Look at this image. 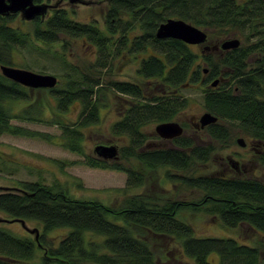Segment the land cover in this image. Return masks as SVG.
I'll use <instances>...</instances> for the list:
<instances>
[{"label": "trees", "instance_id": "trees-1", "mask_svg": "<svg viewBox=\"0 0 264 264\" xmlns=\"http://www.w3.org/2000/svg\"><path fill=\"white\" fill-rule=\"evenodd\" d=\"M169 18L184 19L207 30L208 44H213L215 37L230 36L239 37L245 45L200 55L193 45L179 39L157 38L159 25ZM11 19L0 16V65L14 66L15 48L23 46L27 36L21 26L9 24ZM33 23L35 39L45 42L46 51L67 68L55 75V87L33 88L51 96V107L32 102L29 87L5 77L0 70V137L11 134L53 140L56 135L12 120L45 123L62 130L58 138L63 147L84 155L83 129L100 122L105 107L101 99L110 92L125 102L120 105L123 109L112 125V134L126 137L128 144L118 146V160L93 157L90 165L125 172L126 191L142 187L145 177L124 160L135 159L151 170L164 167L168 179L197 189L202 198L190 201L153 196L148 200L138 192L111 206L100 199L76 198L60 183L18 181L17 187L0 191V212L36 221L42 229L36 240L1 226L0 264H170L172 258L163 261L155 255L152 237L166 244L170 241V251L187 257L183 264H211L208 255L212 252L218 253L221 264H264V180L188 174L219 147L237 144V136L264 142V0H110L100 25L79 22L66 9H57L47 19ZM67 38H86L96 47L94 60L83 65L68 63ZM61 42V50L52 51ZM256 52L262 56L255 66L248 67V58ZM125 53L139 56L134 79H112V57ZM217 78L218 85L212 87ZM198 82L205 86V111L218 117L216 123L200 128L208 142H198L187 133L164 139L169 145L148 142L145 126L175 120L189 103L182 90ZM17 103L22 106L17 108ZM72 108H78L76 120L66 114ZM181 124L185 130L190 128L186 122ZM188 209L217 216L229 228L247 224L261 238L256 245H249L233 237H199L179 216ZM59 229L65 231L49 234Z\"/></svg>", "mask_w": 264, "mask_h": 264}, {"label": "rangeland", "instance_id": "rangeland-1", "mask_svg": "<svg viewBox=\"0 0 264 264\" xmlns=\"http://www.w3.org/2000/svg\"><path fill=\"white\" fill-rule=\"evenodd\" d=\"M109 2L110 0H85L83 3H71L69 0H51L50 3L54 9H66L70 16L79 22H97L100 25L104 23V16L107 12ZM51 14L52 11L49 10L45 18L41 20L47 19ZM9 24L11 26H21L27 35L23 46L20 45L18 48H15V67L54 75L60 74L67 68L64 62L52 53L46 51L48 45L45 42L35 39L32 34L34 27L33 21H26L20 13H17L9 21ZM227 37L231 38L230 36ZM227 37L224 39L215 37L213 44L209 43V45L219 44L221 41L227 39ZM67 40L69 41L68 48L66 49L68 63L83 65L84 63L87 64L88 60H94L96 47L87 41L86 38H67ZM241 43L245 45L243 41ZM61 45L62 42L57 43L52 51H60ZM204 45L193 46L202 55ZM261 56V52L251 54L248 58V67L255 66ZM136 58H139V56H131L128 53H125L123 56H113L112 79L133 80L135 68L139 65V61ZM214 58H217V55ZM103 74L106 79L107 74ZM28 89L31 93L30 100L32 102L45 103L51 107L52 98L49 94L41 91L37 92V89ZM202 89H205V86L202 82H198L192 87L182 90V93L189 98V103L175 121L190 124V128L188 130L186 129L184 133L194 137L198 142L206 143L209 139L207 134L202 131L203 129L193 128V123L197 122L199 117L205 112ZM101 100L105 102V107L101 109L102 118L100 122L83 129L82 143L85 151L84 155L66 149L61 145L58 136L61 135L62 130L57 126L17 119L12 120V123L16 125L50 133L57 137L47 141L40 137L15 136L11 134L2 135L0 137V191L8 189V187H17L16 184L18 181H41L49 185L60 183L68 188L69 193L71 195L73 194L76 198L100 199L111 206H118L128 194L138 192L146 195L148 200H153V196L190 201H198L202 198V194L197 189H190L183 182H179V180L171 181L168 179L165 172L166 168L164 167L151 170L135 159L124 160L127 166L133 165L139 168L145 177V182L142 187H134L126 191L127 174L125 172L90 165V158L97 157L94 152L96 145L116 144L121 147L128 144L126 137L115 136L111 130L114 122L120 118V110L123 109L120 105L122 103L125 104L124 100L118 101L116 96L110 92H107L105 99L102 98ZM45 104L43 105L48 114L50 110ZM19 106H22V103L16 104L17 108ZM72 109L66 114L68 118L76 120L78 117V108ZM157 124L152 123L145 126L144 129L149 134L148 142L154 143V146L169 145L171 142H165L164 139L156 134L155 127ZM153 136L156 137L153 138ZM237 137H245L249 141V138L245 135ZM247 152L249 150L240 146L238 143L227 148L219 147L207 162L194 165L188 174L194 175L195 177L214 175L221 177L238 176L232 162L240 160V157H245ZM249 158L251 161L247 166L250 176L264 180V166L252 167L256 157L249 154ZM179 216L194 227L195 234L199 237H233L240 243L249 245H256L257 241L261 238V234L247 224H241L236 228H229L222 223L219 217L205 212H194L188 209L181 212ZM0 219V227L8 226L17 234H28L35 239V233H30L18 221H11L13 218L8 217L5 213L0 212ZM2 219H9L10 221ZM25 221L29 229L36 228L39 232L42 229L41 225L36 221ZM64 231V229H59L51 231L49 234L57 236ZM150 242L155 255L162 258L163 261L172 258V261H168L170 264H183V260H187V257L178 254L177 250L170 251L171 249L168 246L171 244L170 241L166 244V242L153 239L152 237ZM208 260L211 264H221L217 252L210 253Z\"/></svg>", "mask_w": 264, "mask_h": 264}, {"label": "water", "instance_id": "water-1", "mask_svg": "<svg viewBox=\"0 0 264 264\" xmlns=\"http://www.w3.org/2000/svg\"><path fill=\"white\" fill-rule=\"evenodd\" d=\"M82 0H70L72 3H78ZM47 4H34L33 0H0V15H8L9 12L22 11L26 19L30 20L35 16H44L47 13ZM156 36L159 39L162 38H174L179 39L189 45H201L203 52L205 51H218L235 49L240 46L241 40L237 37L227 38L216 45L206 44L208 41V32L202 28L180 18H169L162 22L156 32ZM1 73L26 87L29 88H53L58 84V77L54 74L38 73L25 68H18L8 65H0ZM204 72H208V69H204ZM220 79H215L211 82V86L218 85ZM218 117L209 111H205L199 120L194 123L196 128H204L210 124L216 123ZM185 128L179 121H165L160 122L155 127V132L163 139H174L184 134ZM237 142L239 145H245V138L238 137ZM94 152L98 158L104 160H118L120 156L119 147L116 144H98L94 147ZM1 220V219H0ZM8 220L9 219H2ZM11 221H18L25 227L30 233H35V239L39 237L38 229H29L26 226L25 219L13 218Z\"/></svg>", "mask_w": 264, "mask_h": 264}, {"label": "flooded vegetation", "instance_id": "flooded-vegetation-1", "mask_svg": "<svg viewBox=\"0 0 264 264\" xmlns=\"http://www.w3.org/2000/svg\"><path fill=\"white\" fill-rule=\"evenodd\" d=\"M7 1V0H6ZM85 0H82L81 3H83ZM51 0H33V3L34 4H47L48 5V9H47V13L42 16V15H38V16H35L34 18L28 20L24 17L23 15V12L22 11H18V12H9L8 15H0L2 17H13L15 16V14L17 13H20L22 15V18H24V20L26 21H34L36 19H43L45 18V16L48 14L49 10L52 11V14L55 10L57 9H54L53 8V5L50 3ZM70 2V0H69ZM72 3V2H71ZM53 9V10H52ZM59 9V8H58ZM61 9V8H60ZM51 14V15H52ZM50 15V16H51ZM240 46H241V43H240ZM239 46V47H240ZM238 48V47H237ZM236 49V48H235ZM229 50H232V49H229ZM223 51H228V50H223ZM208 73V72H206ZM182 123V122H181ZM196 123V122H195ZM194 124V123H193ZM245 138V137H244ZM168 140V139H167ZM245 145L242 146L246 149L249 150V152H247V154H245V157H240V160H236L234 162H232V165H234V169L236 170V174L239 176V177H247V178H252L249 174V171H248V166L247 164L251 161V159L249 158V154H252L256 157L254 163H253V166L252 167H256V166H264V163L261 161V159H264V142H258L254 139H251L249 138V141H247L245 139ZM238 143V142H237ZM241 146V145H240ZM226 164H228L226 162ZM228 167V165H226ZM250 166V165H249ZM227 169V168H226ZM259 179V178H258ZM261 180V179H259Z\"/></svg>", "mask_w": 264, "mask_h": 264}]
</instances>
